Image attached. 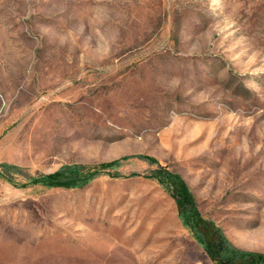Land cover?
I'll use <instances>...</instances> for the list:
<instances>
[{
    "label": "rangeland",
    "instance_id": "1",
    "mask_svg": "<svg viewBox=\"0 0 264 264\" xmlns=\"http://www.w3.org/2000/svg\"><path fill=\"white\" fill-rule=\"evenodd\" d=\"M110 161L0 177V264H216V229L264 253V0H0V163Z\"/></svg>",
    "mask_w": 264,
    "mask_h": 264
},
{
    "label": "trees",
    "instance_id": "2",
    "mask_svg": "<svg viewBox=\"0 0 264 264\" xmlns=\"http://www.w3.org/2000/svg\"><path fill=\"white\" fill-rule=\"evenodd\" d=\"M153 161H155L156 167L147 176L153 177L158 182L167 186L180 182L176 174L168 171L158 160ZM115 163V161L106 163H71L65 164L51 173L36 172L34 174H27L24 168L4 162L0 163V177L19 186L37 184L43 187L74 188L84 186L101 174L110 173L109 169L115 166ZM16 176L22 177L25 181H16ZM184 218L189 227L193 229V236L196 241L205 247L206 243L196 233L198 225L197 217L186 214ZM215 231L217 232V237L211 241L214 250L210 251V255L214 258L216 264H264V253L236 247L219 229Z\"/></svg>",
    "mask_w": 264,
    "mask_h": 264
}]
</instances>
